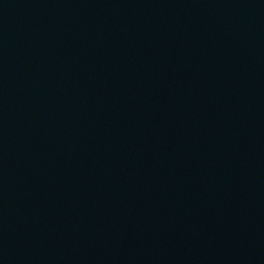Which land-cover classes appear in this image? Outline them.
Masks as SVG:
<instances>
[{
    "label": "water",
    "instance_id": "obj_1",
    "mask_svg": "<svg viewBox=\"0 0 264 264\" xmlns=\"http://www.w3.org/2000/svg\"><path fill=\"white\" fill-rule=\"evenodd\" d=\"M264 28V0H225Z\"/></svg>",
    "mask_w": 264,
    "mask_h": 264
}]
</instances>
